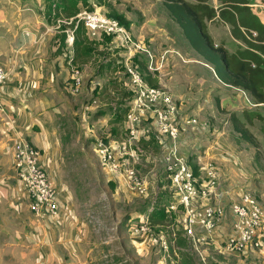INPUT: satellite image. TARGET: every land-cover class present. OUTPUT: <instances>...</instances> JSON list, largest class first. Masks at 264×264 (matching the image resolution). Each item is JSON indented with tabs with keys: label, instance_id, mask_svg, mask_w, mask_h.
Listing matches in <instances>:
<instances>
[{
	"label": "crops",
	"instance_id": "obj_1",
	"mask_svg": "<svg viewBox=\"0 0 264 264\" xmlns=\"http://www.w3.org/2000/svg\"><path fill=\"white\" fill-rule=\"evenodd\" d=\"M11 1L12 3L6 6L5 4L0 5V67L4 69L7 76L4 84L0 87V101L4 108L0 112V256L8 254L12 250L14 251L16 245L21 247L25 245V247H33L37 250V257L41 262L47 259L48 249L56 243H60L62 248L65 246L66 249L70 250L71 248L67 242L75 240L78 243L81 242V238L78 237L75 224V222L79 223V217L76 215L73 206L71 192L53 170L51 163L53 159H49L52 153L49 152L50 147L46 140L47 135H45L44 124L40 121L41 114L48 113L50 106L43 96L42 98H37V96L44 91L45 81L48 85L53 84L54 88L56 87L55 92L61 86L68 90L72 70L79 69L81 78H83L85 77V71L83 72L81 68L83 69L86 65L83 63L78 68L77 63H72L73 45L69 47L66 43V34L65 47L57 51L58 45L55 38L64 32L61 29H56V22L57 20L68 22L73 19L67 20L65 17H60L54 21L55 23L47 22V8L51 2L58 0ZM156 1L160 2L161 0ZM255 1L251 0L249 4ZM132 7L130 12L125 13L117 11L114 7L112 9L116 14L123 15L129 23L126 29L132 34L135 43L147 50L153 58L152 62H149L145 52L138 50L135 52V59L143 80L148 86L163 88L167 92L178 96L179 99L186 98L182 106L179 107L180 112L182 115L194 119L196 124L188 127L183 133L180 143L181 153L196 170L199 182L205 184L208 180L206 175L208 163L213 165L216 172L215 182L211 184V195L208 200L204 201H206L205 203L223 206L225 212L219 219L214 231V240L201 244L199 249L204 252L208 261L216 259L215 261L224 264L221 263L219 258L227 257L221 244L232 232L233 219L229 214L230 203L242 195V190H246L244 193L253 195L264 212V191H261L260 186H258L259 191L253 189V182L250 180L251 170L244 163L243 150L252 143L250 144L249 141L243 140L241 137V141L236 142L234 146L227 141L229 132L234 136L239 135L235 132L233 126L232 128L230 126L229 117L232 113L235 114V118L240 121L251 136L250 129L247 128L252 127L254 124L248 125L241 115L242 111L251 110L246 103V97L251 98L246 91L221 81L214 71L211 72V76L202 77L199 72L187 68L186 72L181 74L182 76L187 75L184 76L183 80L185 81L181 79L182 81L179 82L180 87H177L176 83L171 85L170 79L174 76L173 70L177 62L182 59L180 49L175 47L172 41V39L180 40L183 38L178 24L173 20H169L162 22L161 27L157 28V20L148 21V17H144L139 13L138 21H134L129 16V13L133 10ZM51 8L54 14L55 5L52 4ZM102 13L106 14L107 12L102 10ZM251 13L254 14L252 11ZM255 16L264 25V18ZM165 19L166 17H164ZM214 21L226 25L218 19ZM214 21L209 22V24ZM163 24L167 25L168 29ZM64 26L65 29L72 28L71 25ZM208 33L210 34L209 31ZM210 36L216 41L212 34ZM230 38L234 40L231 35ZM238 42L240 43V41H237L236 44ZM109 47L110 45L106 47L101 45L98 52L118 53L123 61L125 60L124 51L115 49L112 46ZM182 50L188 58L184 61L186 65L196 63L206 68L205 58L202 55L200 56L197 51H191L186 47ZM150 64H152V68L148 67ZM180 88L183 89L182 93H179V90H182ZM228 122L230 123L229 126ZM208 139L209 143L204 145L203 143L207 142ZM21 140H25L39 152H42L40 163L48 172L58 192L59 212L55 218L35 221L33 217L27 215L29 213L28 203L23 196L21 185L15 179V170L12 165L14 146ZM239 145L243 149H239ZM249 150H251V147ZM254 152L255 150H252L253 154ZM152 166L156 171L161 168L160 163H153ZM112 176L110 174L108 183L116 188V184L114 185L112 182ZM140 176L147 181L148 186L153 185L146 175L140 174ZM116 178L119 188L123 190L126 187L123 179L121 177ZM128 193L135 197H150L149 190L147 195H137L131 190ZM3 203L13 212L10 214L3 213V206H1ZM175 215L169 217L167 215L166 224L162 223L158 224L157 227H151V230L143 233L141 237L135 235L128 228L134 234L133 239L136 248L140 246L144 248L143 243L160 248L159 240L162 233L165 234L164 229H167L168 225L171 224V233L180 240L178 245L184 244V246L189 247L191 251L189 254L193 255L191 259H198L197 254L182 238L181 232L175 229ZM22 216H26V221L21 219L23 228L21 231L17 229L13 235H10L7 229L8 222L6 221L12 220V217L20 219ZM167 218H170V222L167 221ZM260 241L261 246L259 248H248L241 254L232 255L238 257L233 264H264V227ZM137 242L141 244L138 245ZM63 250L65 249L63 248ZM20 253H26L24 248H20ZM7 260H9L8 257ZM245 260H248V263ZM59 263L64 264L60 260Z\"/></svg>",
	"mask_w": 264,
	"mask_h": 264
},
{
	"label": "rangeland",
	"instance_id": "obj_2",
	"mask_svg": "<svg viewBox=\"0 0 264 264\" xmlns=\"http://www.w3.org/2000/svg\"><path fill=\"white\" fill-rule=\"evenodd\" d=\"M0 2V5L5 4V6L12 3L11 0H1ZM107 2L117 11L123 13L130 12L131 6H133L129 16L134 21H138L139 13L148 17V21L157 20V28L161 27L162 22L169 20L178 24L183 38L180 40L172 39V41L175 47L180 49L182 59L179 60L178 58L179 61L173 70L174 76L170 79L171 85L176 83L175 85L179 86V82L187 75L182 76L181 74L186 72L187 68L199 72L202 77L211 76V72H215V65L206 59L204 60L207 64L206 68L196 63L185 64L184 61L188 58L182 49L186 47L191 51L195 50L191 39L197 41V33L187 24V21L183 24L179 23L163 1L108 0ZM261 4L264 5V0H261ZM97 7H101V12L102 10L106 11V14L111 11L103 5ZM112 12H114L113 9ZM164 17H166L165 20ZM207 25L208 31L216 40L214 43L224 46L229 53H234L245 47L241 42V44L239 42L236 44L237 41L235 42L230 38L227 25L219 21ZM164 26L167 28V25ZM198 54L201 56L199 52ZM119 61L123 62V59L118 53L100 52V55L94 53L90 59L77 62L78 68L83 63L86 65L81 70L88 74L84 73L85 77L81 78L82 86L77 93H72L70 88L66 90L62 86L55 92L56 87L54 88L53 84L48 85L45 81L44 91L37 96V98L43 96L50 106L48 113L41 114L40 121L44 124L46 140L50 147L49 152L52 153L49 159H53L51 162L53 170L71 192L73 206L76 215L79 217V223L75 222V224L81 242L77 243L75 240L67 242L71 251L65 246H63L65 250H63L62 245L56 243L48 249L47 259L41 262L38 260L36 249L25 247V245L23 247L16 245L14 251L0 256V264H7V262L8 264H60L59 260L63 261L64 264H202L198 259L193 258L194 261L191 259L193 255L189 254L191 253L189 247L184 246V244L178 245L180 241L178 238L172 239L171 224L168 225L167 229H164L165 233L168 234L166 236L168 237L166 251L148 243H143L144 248L141 246L136 248L134 244V234L129 230L131 222H139L145 215L149 217L154 208H165L171 201L170 189L163 170L160 168L156 171L152 166L154 162L146 155H143L139 162H136L137 173L139 171L140 174L146 175L153 184L151 187L148 186L150 197L141 198L128 193L130 189L126 187L123 190L120 189L116 180V177L120 178V175L107 172L99 161L96 153V147L99 143H110L112 140L113 142H121L126 139L123 128L125 115H123V109L129 97L127 91L129 80H127L123 65ZM216 68L222 69L219 66ZM182 91L183 89L179 90V93ZM171 95L178 102L179 107L186 100V98L179 99L175 94ZM114 111L117 112V116L114 115ZM247 111L261 114L262 120H255L254 125L252 124V127L247 128L250 129L253 143H250L251 145L243 150L244 163L251 170L250 180L253 182V189L259 191L258 186H260L261 191H264V107L251 108ZM113 115L115 117H112ZM229 119L231 125L228 122V126L230 125L232 128L231 116ZM237 136L229 132L227 141L230 145L234 146L236 142L241 141L240 136ZM208 143L209 139L203 144L207 145ZM250 147L251 150H249ZM143 149L147 150L146 147ZM239 149L243 148L239 145ZM150 150L158 151L156 146ZM252 150H255L254 154ZM110 174L113 175L111 178L113 184H116V188L108 183ZM245 191L242 190L241 194ZM22 193L26 199L23 189ZM1 206H3V213L10 214L13 212L8 209L5 203ZM28 214L32 217L30 212ZM229 214L234 221L232 212ZM25 217L22 216L20 219L12 217V220L6 221L10 235H13L17 229L21 231L23 228L21 219H25ZM35 221L37 220L35 219ZM167 221L170 222V218H167ZM166 223L165 219L163 224ZM158 224H153V227H157ZM137 243L138 245L141 244ZM20 248H24L26 253H20ZM226 256V258H219L221 263L233 264L238 258L231 254ZM215 260L211 259L209 263L220 264ZM245 261L248 263V260Z\"/></svg>",
	"mask_w": 264,
	"mask_h": 264
},
{
	"label": "built area",
	"instance_id": "obj_3",
	"mask_svg": "<svg viewBox=\"0 0 264 264\" xmlns=\"http://www.w3.org/2000/svg\"><path fill=\"white\" fill-rule=\"evenodd\" d=\"M208 6L215 11L223 6L221 0H208ZM94 10H81L73 28H66V43L72 47L77 24L80 21L90 40L100 41L103 36L111 37L109 43L115 49L125 53L123 65L129 80L127 91V111L124 115L123 128L126 139L121 142L99 143L96 147L101 165L110 173H117L125 186L137 195L148 194L147 181L138 175L135 164L143 155L149 156L155 163H160L167 179L171 201L165 206L168 216L175 215V229L192 248L202 264L209 263L207 256L199 249L201 244L214 240V231L225 209L219 204L205 203L211 195V184L215 182L216 172L211 163L207 165V182H199L198 176L181 153L180 143L185 130L196 124L195 120L181 114L178 102L171 93L160 87L148 86L140 74L139 66L133 63L135 52L142 51L153 60L150 53L137 45L132 34L113 18L102 13L96 3ZM250 11L264 18V5L261 1L247 5ZM74 19V18H73ZM73 19L57 20L56 29L61 25L72 24ZM256 36L255 33L252 34ZM263 58V57H262ZM152 68V64L148 66ZM6 73L0 67V87L6 80ZM81 87L79 69L72 70L70 91L77 93ZM250 108L264 107L246 97ZM4 110L0 101V112ZM143 143H153L158 151L143 149ZM40 153L25 140L18 142L13 149L12 165L15 179L26 195L28 210L37 221L55 218L59 212L58 192L48 172L40 163ZM210 179V180H209ZM229 210L234 216L231 234L221 244L225 254L238 255L248 248L261 246L260 236L264 227V212L258 200L250 193H243L232 201ZM177 225V226H176ZM131 231L141 237L151 230L148 215L139 222H131ZM167 233H162L160 248L167 250ZM172 239L176 236L171 233Z\"/></svg>",
	"mask_w": 264,
	"mask_h": 264
},
{
	"label": "trees",
	"instance_id": "obj_4",
	"mask_svg": "<svg viewBox=\"0 0 264 264\" xmlns=\"http://www.w3.org/2000/svg\"><path fill=\"white\" fill-rule=\"evenodd\" d=\"M108 0H58L51 2L46 11L48 23H53L60 17L68 19L74 18L81 10L93 11V2L97 6H105L111 11L106 14L119 22L120 25L128 28L129 23L123 15L112 12V6L108 4ZM171 10L179 23L187 24L197 33L198 40L191 39L193 48L198 51L208 62L215 65V73L217 77L224 83L236 88H240L248 93L251 100L256 104H264V25L260 20L251 13L248 4L251 0H221L222 7L219 11H215L208 6V0H161ZM52 4L55 5V12H52ZM60 11V12H59ZM220 20L229 26L231 37L240 41L245 47L240 48L234 53H229L222 45H217L211 38L207 30V23ZM77 19H73L71 27H74ZM55 23V22H54ZM61 31L65 29L64 25L60 26ZM253 33L256 34L253 37ZM58 49L65 47V33L56 36ZM111 42V37L103 36L100 41L90 40L86 31L79 21L75 30V38L73 43L72 63L78 61H86L90 59L94 53H98L99 46L106 47ZM263 57V58H262ZM133 63L137 64L134 58ZM139 66V65H138ZM222 69L219 70L216 67ZM127 76V75H126ZM72 81V75L69 84ZM130 97V92H128ZM128 97V98H129ZM119 110L121 108H118ZM127 108L123 109V115ZM115 112V111H114ZM117 116V112L114 114ZM112 117H115V116ZM242 117L248 125H252L255 120L261 121L262 116L256 112L244 110ZM124 120V119H123ZM233 129L240 135L243 140L253 143V140L247 130L241 125L240 121L231 115ZM119 121L120 120H117ZM118 122V123H119ZM146 148H152L153 143H143ZM193 172L197 174L193 168ZM168 182V181H167ZM164 207L154 208L149 216L151 227L153 224L163 223L166 219Z\"/></svg>",
	"mask_w": 264,
	"mask_h": 264
}]
</instances>
